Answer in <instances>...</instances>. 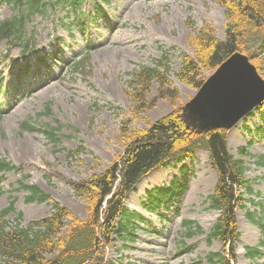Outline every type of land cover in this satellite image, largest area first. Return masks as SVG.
Segmentation results:
<instances>
[{
  "label": "rangeland",
  "instance_id": "rangeland-1",
  "mask_svg": "<svg viewBox=\"0 0 264 264\" xmlns=\"http://www.w3.org/2000/svg\"><path fill=\"white\" fill-rule=\"evenodd\" d=\"M92 8L88 2L86 10ZM105 9L106 16L90 24L87 33H69L61 22L66 16L59 7L29 21L35 44L46 53L48 64L38 74L31 73L21 80L19 99L10 92H14L12 83L24 63L20 46L10 47L0 41V57L12 60L0 61V71L6 77L0 90V105L4 106L0 157L22 167L19 172L3 173L0 210L15 199L17 210L24 214V224L48 215L51 202L27 203L28 191L20 188L21 183L37 185L70 207L77 217L85 218L87 204L75 196L69 181H81L103 171L124 152L131 132L149 128L182 109L195 96L198 89L176 76L181 53H194L191 35L207 26L217 38H225L226 9L218 0H107ZM13 13L12 6H0V20ZM60 38L64 40L59 44ZM166 51L171 60L172 87L177 89L175 96H158L159 84L154 82L138 102L130 94L134 73L142 66L155 65ZM76 56L86 61L82 68L71 65ZM214 71L204 72V76ZM261 110L256 108L227 131L230 151L246 160L247 177L254 189L252 194L242 190L246 209L237 210L240 236L235 264H264V245L260 256L252 258L247 253V247L260 245L263 236L246 215L251 210L264 217V165L258 163L264 155ZM22 121L40 129L59 126V142L49 141L42 130L22 129ZM80 145L85 150L69 156L68 151ZM245 146L250 156L240 155L239 148ZM186 163L185 175L182 165L156 168L130 192L126 205L145 220L138 222L133 241L117 239L109 248L114 264H215L207 258L208 253L226 252L221 241L208 237L220 213L209 202L218 176L208 151L198 148ZM175 179L186 185L183 194L164 209L148 210L144 204L147 191ZM15 217L10 214V221L14 222ZM185 220L195 222L192 227L198 225L201 230L189 234Z\"/></svg>",
  "mask_w": 264,
  "mask_h": 264
},
{
  "label": "trees",
  "instance_id": "trees-1",
  "mask_svg": "<svg viewBox=\"0 0 264 264\" xmlns=\"http://www.w3.org/2000/svg\"><path fill=\"white\" fill-rule=\"evenodd\" d=\"M18 11L11 18L0 20V40H18L28 44L26 24L34 15L45 14L50 8L61 6L74 13V26L85 27L76 12L85 0H2ZM226 9L225 38L219 39L207 26L190 36L193 54L181 53V64L176 76L186 84L199 89L206 77L204 72L216 70L230 55L239 51L249 56L264 77V0H218ZM97 4V3H96ZM103 12L99 6L91 18L97 19ZM157 59L155 65L142 66L134 73L133 89L130 92L138 102L149 93L153 83L159 84L158 96H175L177 89L170 77L169 54ZM84 60V59H83ZM76 61L73 68H82L84 62ZM262 108V107H261ZM26 128H32L24 125ZM126 127V126H123ZM60 127L43 129L52 141H58L56 130ZM126 130V128H123ZM124 152L101 172L84 180H70L75 196L87 204V216L77 217L68 206L54 199L36 185L22 184L30 191L28 202L52 201L49 215L23 223V213L11 222L8 215L16 211L14 202L0 212V264H114L109 248L117 239L133 241L138 222L144 217L129 209L125 200L138 181L157 167L174 163L182 164L185 174L186 161L192 159L195 150L205 148L211 167L217 173V182L209 196L210 206L220 212L209 233V239L221 241L225 253L210 252L207 258L212 263L232 264L236 258V241L240 234L237 226V210L246 209L244 190L254 192L252 181L247 177L246 160L231 153L227 142V131L216 128L206 134H198L187 128L181 109L171 112L142 131H133ZM85 150L83 145L70 150L75 156ZM241 156H250L249 149L239 148ZM264 165V155L258 160ZM14 168L8 161L0 159V172ZM186 185L177 179L170 185L155 187L147 193L145 205L155 211L181 196ZM252 202H259L250 199ZM250 222L262 232L259 246L247 247L250 257L263 254L264 217L247 210ZM191 235L201 230L192 227L193 221L186 220Z\"/></svg>",
  "mask_w": 264,
  "mask_h": 264
},
{
  "label": "water",
  "instance_id": "water-1",
  "mask_svg": "<svg viewBox=\"0 0 264 264\" xmlns=\"http://www.w3.org/2000/svg\"><path fill=\"white\" fill-rule=\"evenodd\" d=\"M263 101L264 78L247 55L235 52L207 77L181 115L188 128L204 134L231 128Z\"/></svg>",
  "mask_w": 264,
  "mask_h": 264
}]
</instances>
